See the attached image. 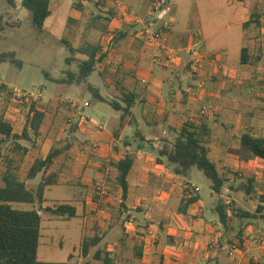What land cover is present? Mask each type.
I'll return each mask as SVG.
<instances>
[{
  "label": "crops",
  "instance_id": "1",
  "mask_svg": "<svg viewBox=\"0 0 264 264\" xmlns=\"http://www.w3.org/2000/svg\"><path fill=\"white\" fill-rule=\"evenodd\" d=\"M74 1L67 12L69 36L61 41L75 51L70 33L88 9V47L77 52L82 61L87 54L93 56L88 88L96 100L95 108L111 105L113 110L106 124L102 121L105 126L101 129L90 116L79 120L72 139L66 147H59L60 152L52 159L56 164L53 172L46 169L42 179L48 177L52 183L44 187L42 201L30 203L29 209L35 208L40 215L39 238L41 230L49 233V226L41 224L45 218L61 224L64 231L59 243L67 246L63 259H37L65 264H264V246L248 238L264 236V208L260 211L258 203L247 207L254 201L245 190L250 178L239 187L245 172L239 174L241 177L231 175L249 167L241 160L244 152L250 158H259L240 142V137L249 133L248 124L256 114L249 101L250 84L254 79L259 81V72L264 73V50L259 49L264 48V35L260 27L254 35L241 31L240 24L247 21L244 16L236 22L237 30L218 29L205 36L199 28V33H190L191 25H175L173 5L167 0L166 7L153 19L156 24L168 20L174 25L164 42L174 60L166 62L162 53L159 61H153L156 48L145 38L148 47L143 45L137 38L142 34L121 27L130 18L119 20L113 4ZM59 2L50 0V13ZM20 5L27 10L22 0ZM97 25H113L121 31L115 48L107 46L114 34L98 39L101 33H95ZM72 59H65L68 65ZM73 73L67 71L68 75ZM54 80L64 83L62 77ZM84 80L87 77L80 79ZM99 84H103L110 100ZM5 86L0 81V87ZM126 102L130 106L124 113L112 106L121 108ZM9 112L11 117L17 116L12 114L13 109ZM0 118L14 124L12 118ZM185 122L204 126L207 155L224 180L219 192L211 189L206 197L189 181L192 167L183 176L166 161L165 154ZM233 137L239 138V149L237 139L236 146L230 144ZM125 156L131 157L132 164L123 194L114 163ZM193 186L198 187L195 193L191 191ZM235 188L245 193L239 199ZM51 192L56 195L48 205L46 195ZM63 203L74 208V215H57L50 210V214H44V208ZM219 203L226 208L225 224L218 218Z\"/></svg>",
  "mask_w": 264,
  "mask_h": 264
},
{
  "label": "rangeland",
  "instance_id": "2",
  "mask_svg": "<svg viewBox=\"0 0 264 264\" xmlns=\"http://www.w3.org/2000/svg\"><path fill=\"white\" fill-rule=\"evenodd\" d=\"M20 1L0 0V55L11 52L15 59L11 60L8 56L0 59V81L6 84L5 87H0V116L12 118L13 132L21 136L14 138L0 134V185L4 183L2 176L10 171L19 180L24 181L27 187L35 189L46 169L52 173V168L56 164L51 162L49 167L39 171L33 178H29L27 173L33 161L44 157L52 148L66 147L72 139L71 136L78 129L79 120L90 116L94 123L100 124L104 121L106 124L113 109L111 105H104L101 110L95 108L96 100L91 89L88 88V76L84 81H80L77 77L79 64L82 62L80 52L77 51L88 47V9L86 12L84 11L78 22L73 24L70 39L75 51L69 52L61 39L69 36L67 12L73 0H60L58 6L52 8L41 27L33 23L31 13L21 7ZM166 1L128 0L125 2V0H120L124 7H127L128 18L131 20L125 21L127 23L121 27H129L127 32L142 34L137 38L143 42V45H145L144 38L150 43L149 35L151 33L160 30L168 32L169 28L174 26L171 21L166 20L163 23L157 21L156 24L154 21L156 19H153L161 13V10L155 9V5L162 9ZM77 2L80 1L75 0L73 3L77 4ZM110 4L114 6V1L109 0L101 5L110 6ZM171 4L177 27L191 25L190 33H199L200 28V32L205 36L215 33L218 29L237 30L239 25L236 22L244 16L247 21L240 24L241 31L246 30L250 35L258 34L261 20L264 19V0H171ZM133 17L136 18V21ZM113 28V25L109 28L106 25H97L95 33L101 34H99V38L96 36L94 38L100 39L101 35L114 34L107 46L115 48L116 40L119 37L118 32L121 31ZM146 29L148 32L145 31ZM260 48L264 50L262 46H259ZM70 56L74 59L68 65L65 59ZM262 64L264 67V60ZM68 70L74 72L73 78L68 77ZM96 76L98 75L96 74ZM259 76L257 83L254 79V83L250 84L252 89L249 90V93L252 95V99L249 101L254 104L256 114L247 129L249 133L256 135L264 133V73L259 72ZM61 77L64 79V83L54 80ZM13 88H18L20 93L25 92L31 97L18 101L12 93ZM99 88L102 93H106L103 84H99ZM105 95L109 100L111 99L107 93ZM32 104L33 108L31 109ZM10 109L14 110L13 115L17 114V120L16 117L10 116ZM34 110L43 112V119L35 131L31 125ZM196 126H198L196 130L201 133L202 140H205L207 136L205 129L199 123ZM226 127L228 128V126ZM24 129L25 133H22ZM220 139L222 138H215V140ZM236 139L239 149V138H229V141L231 145L236 146ZM242 156L241 160L249 167L245 166L237 171H232L231 175L237 177L241 172H245L246 175H241L243 179L239 187L242 188V184H246L247 179L250 178L252 186L246 195L254 201L247 207L253 208L254 204L258 203L261 206L260 211H262L264 208V203H262L264 202V160L250 158L246 152ZM51 173L50 176H52ZM189 181L199 187L202 197H206L211 191V180L195 166L190 170ZM238 188H235L234 192L239 199L240 194L244 195L245 193H239L243 189ZM54 195H56L54 192L46 195V204L52 205ZM15 207L29 209L32 205L16 202ZM48 210V208H44V214H47ZM41 224L49 226V233L43 234L44 231L41 230L42 235L39 238L37 251L38 259L55 261L63 259L67 245L61 247L59 241L64 228L60 226V223L48 222L45 218ZM219 226L223 227L221 223Z\"/></svg>",
  "mask_w": 264,
  "mask_h": 264
},
{
  "label": "trees",
  "instance_id": "3",
  "mask_svg": "<svg viewBox=\"0 0 264 264\" xmlns=\"http://www.w3.org/2000/svg\"><path fill=\"white\" fill-rule=\"evenodd\" d=\"M50 0H22V6L31 13L32 21L38 27L43 25L44 19L49 15ZM72 52L73 48L69 47ZM87 51V50H86ZM88 53V51L86 52ZM15 60L11 52L2 53L0 59L5 57ZM93 56L87 54V59L79 64L78 79L88 76L92 70ZM73 78L74 74H69ZM115 109H121L126 112L130 106L126 102L125 106L112 105ZM33 104L31 105V109ZM43 119V112L34 110L31 118L32 128L37 130ZM203 129L204 126H202ZM193 123L185 122L180 132L176 135L172 148L166 152V161L172 165L176 174L187 176L191 167H196L211 180V189L219 192L224 180L219 175L215 164L207 155V147L201 138ZM25 133V129L23 130ZM0 134L2 136L21 137L19 134L12 133L11 125L0 118ZM240 142L250 149L252 154L264 160V135L255 136L249 133H243ZM60 152V148H52L44 158H37L33 161L28 170V177L33 178L39 171L46 169L52 162V159ZM132 164L130 156L114 163L117 171L116 180L125 194L127 188L126 176ZM3 185H0V264H65L63 262H44L37 259V247L40 235V215L35 208L21 209L15 207L13 203L25 202L34 203L42 201L44 187L51 184L47 177L42 179L35 189L27 187L24 181L19 180L16 175L10 171L3 176ZM245 189L248 192L252 186L251 182ZM57 215H74V208L69 204H58L53 209L48 208ZM219 221L225 224L227 213L225 205L219 203L217 206Z\"/></svg>",
  "mask_w": 264,
  "mask_h": 264
},
{
  "label": "built area",
  "instance_id": "4",
  "mask_svg": "<svg viewBox=\"0 0 264 264\" xmlns=\"http://www.w3.org/2000/svg\"><path fill=\"white\" fill-rule=\"evenodd\" d=\"M93 3L96 4H104L106 2H108L109 0H90ZM114 1V8L113 11L115 13V15L117 14V17L119 20H123L126 17L128 18V14L125 10L124 5L120 2V0H111ZM155 9L156 10H163V9H159L157 5H155ZM167 10V8H165ZM133 19L136 21V18L133 17ZM262 23L260 25V31L261 33L264 35V19L261 20ZM146 32H148V29L145 30ZM166 34L167 32L160 30L157 32H153L149 35V41L150 43L156 48V51L154 52L153 56H152V60L153 61H159L160 57L162 56L163 53V58L166 62H172L174 60V57L172 56V54L165 49V45H164V41L166 39ZM12 93L15 96V99H17L18 101H23L24 98H28L31 97V95H28L27 93L23 92L20 93L18 88H13L12 89ZM97 128L101 129L103 128L104 124L103 122H101L100 124H96L95 125ZM198 190V187L193 186L191 191L192 193H195ZM149 233H151L149 231ZM248 238H250L253 242L258 243L262 246H264V236H255V235H249Z\"/></svg>",
  "mask_w": 264,
  "mask_h": 264
}]
</instances>
